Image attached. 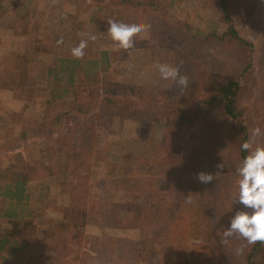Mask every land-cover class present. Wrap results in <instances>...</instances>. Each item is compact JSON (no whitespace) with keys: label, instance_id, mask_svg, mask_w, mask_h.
Here are the masks:
<instances>
[{"label":"trees","instance_id":"16d2710c","mask_svg":"<svg viewBox=\"0 0 264 264\" xmlns=\"http://www.w3.org/2000/svg\"><path fill=\"white\" fill-rule=\"evenodd\" d=\"M95 2L104 19L115 16L151 25L146 32L155 41L159 59L173 66L183 61L181 72L189 76L190 84L181 92L159 74L158 84L149 88L108 80L104 74L116 53L103 50L97 57L85 54L77 60L67 39L55 47L46 72L51 106L39 115L36 129L43 136L59 129L55 144L61 150L53 161L23 160L16 168L0 170V264L11 254L24 253L21 236L36 239L38 226L32 214L38 200H31L28 184L46 178L58 179L67 188L69 202L59 220L42 225L46 231L41 252H30L20 259L23 264H199L201 255L264 264V244L235 239L225 244L221 232L243 207L231 203L238 195L236 169L248 155L241 144L254 127L264 131V65L255 64L256 53L264 56V43H255L243 29L247 22L262 32L264 24L258 26L250 16L264 2L214 0L217 19H200L201 27L177 16L176 0ZM74 115L84 119L71 132L66 122ZM158 118L165 129L157 151H129L123 162L112 166L114 177L106 182L135 197L116 206L129 214L112 219L116 228L139 231L151 246L174 247L159 253L140 250L124 258L118 256V238L85 234L86 226L97 222L88 216L92 188L86 173L98 129L114 121ZM87 123L95 129L88 130ZM219 163L224 165L223 174L215 181L206 185L196 181V173H214ZM188 198L192 203L186 202ZM240 247L243 253L236 255Z\"/></svg>","mask_w":264,"mask_h":264},{"label":"rangeland","instance_id":"374dc122","mask_svg":"<svg viewBox=\"0 0 264 264\" xmlns=\"http://www.w3.org/2000/svg\"><path fill=\"white\" fill-rule=\"evenodd\" d=\"M58 0L53 5L51 0H0V170L8 165L17 167L19 162L30 160L33 164L53 161L58 157L55 141L60 135L59 129L49 136L37 131L36 125L43 110L49 109L50 93L46 88V72L52 56L50 55L60 38L67 39L70 49L88 35H96V40L89 41L85 54L97 57L99 51L116 53V60L111 64L104 77L108 80L151 87L158 84L154 68L156 63H164L158 57L155 41L149 39L148 32L134 37V49H116L108 35L107 22L115 16L103 18L95 0ZM214 0H176L174 9L177 16L193 27H201L200 19L216 20L213 11ZM104 3V2H103ZM102 3V5H103ZM251 12V11H250ZM250 18L261 27L264 24V3L257 4ZM243 24L245 33L255 42L264 43V27L256 24ZM245 25V26H244ZM61 46V45H60ZM128 64L135 67L130 71ZM168 64V63H166ZM256 67L264 65V56L255 54ZM9 88H3L1 83ZM150 92L145 91L148 96ZM93 95V92L91 93ZM82 118L74 115L66 122V129L71 132L81 123ZM88 130H94L91 123ZM78 129V128H77ZM165 123L162 118L156 120L114 121L106 128L97 130L95 152L90 158L91 168L86 173L90 179L91 194L88 201V216L96 220L85 228V234L100 237L108 235L120 240L118 256L128 258L144 250L158 252L172 250L173 244L151 246L135 229L122 230L114 226L112 219L128 216L116 206L126 199L133 200V194H123L110 182L114 177L112 166L124 161L129 151H157L164 135ZM25 138H21V135ZM162 138V139H161ZM16 153H19L16 156ZM67 188L55 178H46L28 184V193L34 202L33 222L38 226L36 239H24L21 243L24 253L11 254L5 264H23L20 259L30 252L40 253L45 231L44 224L59 220L64 207L68 204ZM26 233L29 226L24 227ZM35 250V252H34ZM37 251V252H36ZM199 264H244L238 259L205 256L198 258Z\"/></svg>","mask_w":264,"mask_h":264},{"label":"clouds","instance_id":"9594fccd","mask_svg":"<svg viewBox=\"0 0 264 264\" xmlns=\"http://www.w3.org/2000/svg\"><path fill=\"white\" fill-rule=\"evenodd\" d=\"M51 2L55 5L58 0H51ZM107 25L108 35L115 48L126 51L135 48L134 37L148 31L151 27L145 23H122L115 19L108 20ZM96 38V35L91 34L87 39H81L76 46L71 48V56L82 60L89 41L94 42ZM61 44H63V38L57 40V45ZM182 66L183 61H180L176 66L156 63L154 68L158 71L161 80L173 82L175 87L183 92L188 88L190 79L187 74H182ZM134 67L128 64L130 71ZM262 138H264V131L256 126L251 130L249 139L241 144V150L247 152L248 155L244 157L241 166L236 169L235 174L239 177L238 195L232 198L231 203L232 206L242 205L243 207L235 211L227 228L221 226L225 244L233 239L243 240L247 245L264 244V143L259 142ZM215 167L214 173L205 171L196 173V181L205 185L215 181L223 174L224 165L219 163ZM186 202L192 203L190 198ZM235 253L241 255L243 248L235 249Z\"/></svg>","mask_w":264,"mask_h":264}]
</instances>
